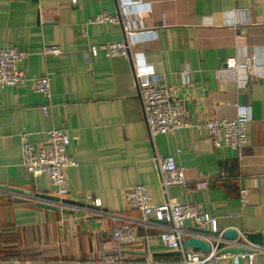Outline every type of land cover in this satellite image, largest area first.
<instances>
[{
	"label": "crops",
	"instance_id": "obj_1",
	"mask_svg": "<svg viewBox=\"0 0 264 264\" xmlns=\"http://www.w3.org/2000/svg\"><path fill=\"white\" fill-rule=\"evenodd\" d=\"M132 1L136 6L121 16L118 0H0V49L29 54L20 66L26 83L0 89V264L98 261L122 222H131L136 236L124 248L127 260L177 264L178 251L159 242L160 224H142L125 205L123 190L136 185L148 189L153 204L188 203L214 218L218 232L234 230V245L222 250L247 255L257 245L244 235L260 234L262 251L238 264H264V0ZM101 13L144 32L131 52L153 66L156 85L185 101L188 127L148 138L130 60L89 52L124 39L119 23L88 22ZM45 46L61 54L44 56ZM237 52L252 58L251 75L224 67ZM43 76L50 77L48 116L41 111L46 99L31 84ZM236 106L250 115L241 161L227 148L213 149L195 129L205 120L233 119ZM53 128L69 136L67 154L77 162L66 171L68 195L57 204L71 213L3 190L53 195L49 179L33 178L21 154L22 134L41 144ZM166 156L185 168L183 186L161 187L156 162ZM208 174L222 179L196 190L194 182ZM196 229L186 224L184 238Z\"/></svg>",
	"mask_w": 264,
	"mask_h": 264
},
{
	"label": "built area",
	"instance_id": "obj_2",
	"mask_svg": "<svg viewBox=\"0 0 264 264\" xmlns=\"http://www.w3.org/2000/svg\"><path fill=\"white\" fill-rule=\"evenodd\" d=\"M119 15L124 16L128 10L134 8L136 2L132 0H118ZM135 15L138 13L134 11ZM137 17V16H136ZM90 24H117L121 26L124 39L121 42L91 47L89 52L96 55L99 52L105 57H123L130 60L133 83L136 96L139 100L144 125L149 139L159 134H172L174 131L188 127L189 120L185 101L173 96L170 88L156 85L159 78L152 65L147 63L140 55L131 52L133 38L137 39L143 34L136 31L129 23L121 24L119 17L101 13L88 21ZM44 56L59 55L61 51L55 46H45L42 50ZM29 54L15 47L0 49V89L23 85L27 79L20 66ZM227 70H241L246 74L254 72L251 57H246L237 52L235 56L224 61ZM34 91L46 99V104L41 106L45 116L49 115L52 106L50 77L43 76L31 80ZM250 121L247 107H235V117L230 120H205L195 125L198 133H204L213 149L227 148L236 154L237 161L242 159V151L246 144V126ZM22 166L33 177L45 176L53 187V195L63 200L68 195L66 187V171L77 167V162L67 154L70 138L60 129H50L46 132V141L33 144L27 140L26 134L21 135ZM159 182L162 188L170 186H183L185 184V168L175 163L173 157L166 156L156 162ZM221 175H206L194 182L196 190L206 189L211 183L221 180ZM241 199L245 191H240ZM122 198L125 205L140 214V222L148 224L150 220L160 224L159 242L168 250L178 251L180 254L177 264H218L220 259L228 257L231 264H238L239 259L245 256L248 260L252 253L262 251L261 247L253 246L252 252L243 254L221 253V246L234 245L233 240L222 238L223 232L216 230V220L207 214L199 212L188 203L163 202L153 204L149 197L148 189L143 185L131 186L123 190ZM95 207H100V202H94ZM190 224L201 230L207 229L212 235H190L203 239L209 244L208 253H200L182 248V241L186 234L185 226ZM188 236V237H190ZM208 239L211 242H208ZM136 243V236L131 222H122L115 226L109 240L103 245V256L95 262H75L73 264H154L150 259L142 261L127 260L124 248ZM212 245V246H211ZM248 253V252H247ZM11 264H28L12 262Z\"/></svg>",
	"mask_w": 264,
	"mask_h": 264
},
{
	"label": "water",
	"instance_id": "obj_3",
	"mask_svg": "<svg viewBox=\"0 0 264 264\" xmlns=\"http://www.w3.org/2000/svg\"><path fill=\"white\" fill-rule=\"evenodd\" d=\"M3 190L11 191V193L13 194H23L24 196L29 197V199H32L35 202V205L39 208L52 210V211H61L63 213H71V211H69L68 209L66 210L61 209L57 204L62 203L64 200H60L53 195L39 194V193L31 194L30 192H23L21 190L5 188V187L3 188ZM17 201H23V200L18 199ZM195 233L200 234V235H212V236L217 235V233L210 234L209 232L201 230V229H196ZM236 237H237L236 232L231 229L225 230L222 233V238L226 240H235ZM244 238L247 242L253 245L261 246L262 240H261L260 234H246L244 235ZM182 248L185 250H191V251L200 252V253H208L210 251L209 244L203 239L199 237H195V236H190V237L185 238L182 241ZM241 252H243V250L234 249V248H228V249L221 251V253H224V254L226 253L237 254Z\"/></svg>",
	"mask_w": 264,
	"mask_h": 264
}]
</instances>
